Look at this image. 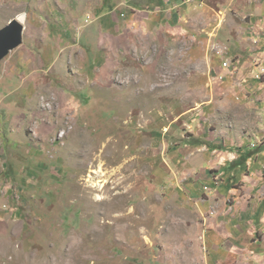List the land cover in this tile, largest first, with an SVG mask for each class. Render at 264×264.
<instances>
[{
  "label": "rangeland",
  "instance_id": "obj_1",
  "mask_svg": "<svg viewBox=\"0 0 264 264\" xmlns=\"http://www.w3.org/2000/svg\"><path fill=\"white\" fill-rule=\"evenodd\" d=\"M175 1L170 26L129 29L127 8L107 55L52 67L42 51L60 42L44 36L45 17L29 22L51 10L0 0V29L26 14L0 58V116L17 134L6 146L30 157L0 154V264H264L249 190L264 194V166L258 180L251 167L237 175L264 150V95L235 42L242 22L230 0ZM237 197L248 212L222 236L224 214L242 213Z\"/></svg>",
  "mask_w": 264,
  "mask_h": 264
},
{
  "label": "crops",
  "instance_id": "obj_2",
  "mask_svg": "<svg viewBox=\"0 0 264 264\" xmlns=\"http://www.w3.org/2000/svg\"><path fill=\"white\" fill-rule=\"evenodd\" d=\"M13 0V4L15 6L21 5H30L31 7H38V6H46L51 10V14L48 15H39V18H36L33 21V15H29V22H39L40 20L43 21L45 17V21L48 24V29L46 33L44 32V36H47V40H57L60 42L59 48H54L51 44H46L42 51L43 60L44 62L51 63L52 67L59 62H62V65L65 63L67 59L71 62H75V57L77 55L85 56L87 49L91 50L94 55H98L101 53L102 55L106 54L109 51V39L116 35V33H120L122 30V23L128 22L129 29H136L137 27H146L151 24H156V26H164L166 23L167 25H171V19L173 13L170 12V16L167 17L166 11L170 9L169 2H176L175 0ZM169 1V2H168ZM148 3L155 7V12H151V10L141 9L140 6L143 4L144 6H148ZM154 4V5H153ZM177 4V2H176ZM175 4V5H176ZM228 6L235 9V16L242 22L238 26V32L240 33L239 37L236 39V44L239 47V50L243 55H245V60L243 61L244 65V79L250 81L253 86H256L258 92L264 95V81L261 78L257 80L255 75L259 74L261 69H264V0H230L228 1ZM148 6V8H152ZM168 7V8H167ZM52 8V9H51ZM127 8L131 9L129 14V18L124 21L123 18H120V13H124ZM134 10L147 11V15L144 16L143 14H139L138 12H133ZM158 12H162L165 14H158ZM24 13H21V15ZM125 15V14H124ZM20 16V15H19ZM18 16V17H19ZM26 17V14H24ZM83 17L84 21H83ZM26 19V18H25ZM178 17H175V21H179ZM90 21L97 22L96 26H87V23ZM126 24V23H125ZM232 31V30H231ZM108 47V48H107ZM71 51H78V54L73 53ZM107 55V54H106ZM253 57V58H251ZM252 59L258 60L263 62L259 65L252 63ZM58 60V62H57ZM95 60V59H94ZM77 61V60H76ZM90 64V65H89ZM88 70L95 68L94 63L89 62ZM86 65V63H85ZM59 66V65H58ZM75 69H78L76 65H74ZM252 72L254 76H250ZM262 75V74H261ZM254 81V82H251ZM259 85L257 86L256 84ZM263 85V86H262ZM5 86V85H4ZM263 87V88H262ZM1 103V102H0ZM6 105V104H5ZM3 105V107H5ZM9 115V114H7ZM6 116H0V154L4 156L3 162L6 161L7 158H14V160L18 161H28L30 158L27 155L28 151L25 153V158L23 159L21 156H16L19 150L16 149L18 143L11 146H6L9 143H14V137L17 135L15 132H11L10 129H7L4 126V120ZM7 138V139H6ZM9 142V143H8ZM13 147V148H12ZM16 151V152H15ZM23 153V152H21ZM259 156L253 159L248 160L246 163L242 165H238V176L241 177V171L247 169L249 167L252 168V173L256 176L257 180L259 177V172L264 166V150L258 153ZM10 157H9V156ZM236 174V170L232 172H227L228 178L231 177V174ZM257 174V175H256ZM244 177V176H243ZM244 180V178H242ZM257 183V181H255ZM259 186L253 185L250 186L249 190L251 189L255 193V206L256 211H254L253 221L258 225L260 229H264V194L261 195L262 192ZM264 190V189H263ZM252 191V192H253ZM248 192V190H246ZM238 200V214L236 212H230L224 214V222L228 221V224H224L222 227L223 234H232V231H228L235 224L230 220L238 221L239 218L241 219V215L248 212L247 209L244 208L243 198L237 197ZM235 215V216H234ZM234 218V219H233ZM219 223V222H218ZM238 223V222H237ZM242 226L241 222L238 224ZM236 225L234 228H238ZM215 226H217L215 224ZM232 226V227H231ZM226 229V232L224 231ZM214 234V233H213ZM221 234H214L212 236V242L209 241L213 246L216 244L217 239H220Z\"/></svg>",
  "mask_w": 264,
  "mask_h": 264
},
{
  "label": "water",
  "instance_id": "obj_3",
  "mask_svg": "<svg viewBox=\"0 0 264 264\" xmlns=\"http://www.w3.org/2000/svg\"><path fill=\"white\" fill-rule=\"evenodd\" d=\"M23 28L18 17H14L0 29V58L21 42Z\"/></svg>",
  "mask_w": 264,
  "mask_h": 264
},
{
  "label": "built area",
  "instance_id": "obj_4",
  "mask_svg": "<svg viewBox=\"0 0 264 264\" xmlns=\"http://www.w3.org/2000/svg\"><path fill=\"white\" fill-rule=\"evenodd\" d=\"M220 53V52H219ZM222 65L225 66V67H228L229 65V60L228 59H225V61L222 62Z\"/></svg>",
  "mask_w": 264,
  "mask_h": 264
},
{
  "label": "bare ground",
  "instance_id": "obj_5",
  "mask_svg": "<svg viewBox=\"0 0 264 264\" xmlns=\"http://www.w3.org/2000/svg\"><path fill=\"white\" fill-rule=\"evenodd\" d=\"M18 19L21 21V22H23L24 21V19H25V16H24V14H20V16L18 17Z\"/></svg>",
  "mask_w": 264,
  "mask_h": 264
}]
</instances>
